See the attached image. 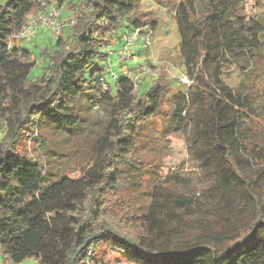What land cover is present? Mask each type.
<instances>
[{
  "label": "trees",
  "instance_id": "1",
  "mask_svg": "<svg viewBox=\"0 0 264 264\" xmlns=\"http://www.w3.org/2000/svg\"><path fill=\"white\" fill-rule=\"evenodd\" d=\"M169 6V0H154ZM258 4V0H253ZM53 3L70 13L67 28L39 52L45 65L30 77L35 54L12 43L29 19ZM239 0H176L184 70L192 83L176 93L170 118L186 133L189 150L206 168L215 199L191 239L163 213L174 197H154L144 210L127 192L128 168L147 171L140 155L145 127L163 112L170 86L161 69L138 93L130 76L105 83L111 39L125 29L157 22L137 10V0H0V259L22 264H264V117L250 102L254 77L264 68L259 41L264 24L249 19ZM73 20L72 24H68ZM63 24L61 25V27ZM108 49V48H107ZM250 52L254 69L243 90L229 87L225 69ZM107 106L76 178L82 186L55 193L46 178V138L40 126L52 115L71 130L80 121V98ZM186 103H188L186 105ZM40 140L36 156L31 141ZM65 178V176L63 177ZM190 203V201H188ZM165 234V236H163Z\"/></svg>",
  "mask_w": 264,
  "mask_h": 264
},
{
  "label": "rangeland",
  "instance_id": "2",
  "mask_svg": "<svg viewBox=\"0 0 264 264\" xmlns=\"http://www.w3.org/2000/svg\"><path fill=\"white\" fill-rule=\"evenodd\" d=\"M169 6H163L154 0H137V10L145 14L151 20L157 22V28L151 32L149 28H143L134 40L137 62L129 69V76L137 75L135 90L141 93L150 86L161 69L166 71V77L170 86V92L165 98L163 112L156 116L145 127L147 139L140 144V155L144 160L152 163V168L141 172L132 168L126 170L131 175L133 188L127 192L137 206V212L141 213L146 204L154 197H161L164 193H170L174 197L172 210L182 215L165 214L167 223L178 230L177 234L171 233L177 240L191 239L200 228L198 221L207 219L209 204L215 199L209 185L211 178L210 168L202 165L196 156L189 150V142L184 133L171 118L173 98L176 93L189 95L192 88L190 78L187 76L180 54V39L176 26L175 15ZM244 5L249 19L258 20L264 24V0H239ZM205 0H196V7L203 9ZM70 13L61 8L59 18L61 29L67 28ZM44 30L42 38H36L35 32ZM37 29L26 38H16L12 43L27 47L35 54L36 66L30 73L31 78L40 76L45 62L39 52L43 46L50 47L59 35L52 34L50 30ZM61 33V32H60ZM34 35V39L33 38ZM148 41V42H147ZM262 44L261 56L264 58V33L260 40ZM120 44V32L111 39L108 49L114 50ZM107 48L105 51H107ZM107 63L108 73L100 79L105 83L111 82L109 70L118 71L116 60ZM232 65L225 69L224 82L235 90H243L249 85V73L254 69L250 52L241 58L232 57ZM142 69H144L142 72ZM253 93L250 102L253 109L264 117V68L258 70L253 80ZM188 103H186L187 105ZM80 121L71 130H67L57 123L56 119L48 116V122L40 126L41 134L46 138V178L55 181V193L65 190H76L82 183L74 179L79 174L80 166L86 162L88 146L102 126V121L107 116V106L96 98L83 95L80 98ZM258 134L264 135V121L259 122ZM40 140L31 141V153L36 156ZM65 176V178H63ZM190 201V203H188ZM165 236V234H163ZM22 264H37L29 259ZM117 264H128L121 261Z\"/></svg>",
  "mask_w": 264,
  "mask_h": 264
},
{
  "label": "built area",
  "instance_id": "3",
  "mask_svg": "<svg viewBox=\"0 0 264 264\" xmlns=\"http://www.w3.org/2000/svg\"><path fill=\"white\" fill-rule=\"evenodd\" d=\"M44 10L33 17H31L21 31L17 34L16 38H26L33 34L37 29L43 28L50 30L52 34L59 35L61 32V25L59 18L61 15V9L56 7L53 3L42 2ZM73 23V20L69 21V25ZM140 29H125L121 35V42L117 49H107V53L116 60L118 64V71L109 70L110 77L114 80L118 78V75L129 76V69L132 64H136L137 56L134 49V40L138 37ZM148 42V41H147ZM144 69H142V72ZM133 80L136 81L137 75H134ZM0 264H13L10 261L0 259Z\"/></svg>",
  "mask_w": 264,
  "mask_h": 264
},
{
  "label": "crops",
  "instance_id": "4",
  "mask_svg": "<svg viewBox=\"0 0 264 264\" xmlns=\"http://www.w3.org/2000/svg\"><path fill=\"white\" fill-rule=\"evenodd\" d=\"M45 34L46 33L44 32V30L40 29V30L36 31L34 35L37 36L36 38H42ZM34 35H33L32 39H34ZM112 60H115V58L113 57Z\"/></svg>",
  "mask_w": 264,
  "mask_h": 264
}]
</instances>
